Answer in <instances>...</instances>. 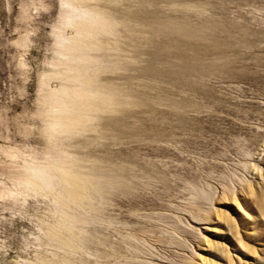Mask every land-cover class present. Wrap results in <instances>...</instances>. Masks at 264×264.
Returning a JSON list of instances; mask_svg holds the SVG:
<instances>
[{
    "label": "rangeland",
    "instance_id": "1",
    "mask_svg": "<svg viewBox=\"0 0 264 264\" xmlns=\"http://www.w3.org/2000/svg\"><path fill=\"white\" fill-rule=\"evenodd\" d=\"M0 147L123 181L72 252L0 200V264H264V0H0Z\"/></svg>",
    "mask_w": 264,
    "mask_h": 264
},
{
    "label": "bare ground",
    "instance_id": "2",
    "mask_svg": "<svg viewBox=\"0 0 264 264\" xmlns=\"http://www.w3.org/2000/svg\"><path fill=\"white\" fill-rule=\"evenodd\" d=\"M67 4L71 6V3ZM0 149L13 159V162H7L0 158V174L7 176L11 182V185L0 182V200H16L19 196H50L56 205L57 217L46 225V238L65 252L82 249L84 230L79 227L80 218L72 208L92 206L96 194L123 182L119 174L111 169L99 172L96 166L87 165V160L74 154Z\"/></svg>",
    "mask_w": 264,
    "mask_h": 264
}]
</instances>
